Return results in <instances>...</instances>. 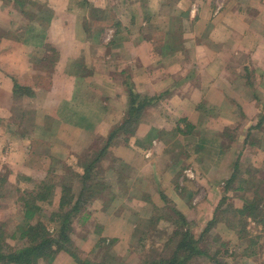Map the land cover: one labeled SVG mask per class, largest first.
Instances as JSON below:
<instances>
[{"label":"crops","instance_id":"obj_1","mask_svg":"<svg viewBox=\"0 0 264 264\" xmlns=\"http://www.w3.org/2000/svg\"><path fill=\"white\" fill-rule=\"evenodd\" d=\"M30 1L23 16L0 0V57L8 64L0 70V169L10 177L42 181L88 147L101 150L122 123L127 75L138 93L159 98L126 143L107 150L114 165L104 178L114 175V185L102 187L94 210L148 206L153 188L144 181L158 175L180 210L174 177L189 164L204 178L219 174V160L243 153L264 114V0ZM87 5L103 12L100 32L84 31ZM44 49L58 55L53 68ZM78 65L89 77L70 78ZM13 80L33 98L16 99ZM25 99L33 107L22 119L16 109Z\"/></svg>","mask_w":264,"mask_h":264},{"label":"rangeland","instance_id":"obj_2","mask_svg":"<svg viewBox=\"0 0 264 264\" xmlns=\"http://www.w3.org/2000/svg\"><path fill=\"white\" fill-rule=\"evenodd\" d=\"M96 29V26L92 25L91 30ZM13 57V60L17 63L20 56ZM2 59L3 57H0L1 71L8 67V64L1 61ZM9 60L13 63L10 56ZM72 68L74 70H71V79L74 78L73 76L76 73L75 67ZM46 76L50 77V75ZM86 77H89V75ZM13 84L19 85L14 80ZM22 101L21 104L24 103V105L17 104L20 106L16 110L18 111V117L26 119L30 116L29 113L32 110L33 103L28 99ZM240 132V134L237 133L239 135V146L243 142V136H245V133ZM122 139L123 137L120 136L117 142L122 143L120 141ZM225 142L227 146L229 139ZM244 146L243 153L235 152L234 161L224 162L219 160L218 164L222 168L219 174L210 172V175L207 174L204 178L200 176V170L195 169L197 164L194 166L189 164L185 168L186 172H181L179 176L174 177L171 182L172 187L174 186L177 193L180 194L178 195L180 196V200H178L180 210L177 204L169 199L168 194L162 190L165 189L167 183L164 182L166 183L164 184L159 175L154 179L142 180L153 188L152 193L146 198L149 201L148 206H142L144 204L134 202L128 206L129 209L118 208L114 210L113 208V210L105 212L94 210L91 205L100 196L99 189L105 186L108 187L110 183L114 185V175L107 174L104 178L105 174L113 169L114 164L108 161V158L103 157L99 164L91 168V175L85 183L91 186L90 189L93 194H96V197L73 219L70 233L71 245L69 246L71 252L79 259L92 264H151L161 259H167L172 254L176 243L181 239L178 234L181 231L180 229L183 231V226L178 227V218L174 213V211H177L188 222L194 237L199 240L202 239L199 246L205 252L204 257H196L189 264H215L213 260L230 264L232 262L238 264H264V224L258 222L257 225L256 222L247 218V234L241 239L236 232L237 230L229 228L223 223L224 219L232 220V224L236 227L239 226L237 227L239 229L243 222L240 223L241 216H236V209L254 203L255 199L264 198V130L257 129L250 132ZM98 147L99 145L95 146V149ZM97 151H94V147L90 149L88 147L77 157V162L71 161L69 165H60L56 170L61 177L65 173L73 175L76 193L82 188L81 176L84 173L83 164L80 162L88 163ZM232 163L238 166L236 169H232L233 172L231 168L228 171V164ZM202 165L205 167L204 164ZM231 173L235 179L226 191L224 185L229 179L226 176H231ZM3 176L5 177V183L0 188V194L2 195L0 198V213L2 216L0 222L4 225L3 236L9 243L11 231L22 220V204L19 197L24 189H27V187L29 189L33 188L34 185L29 182L25 183L24 178L21 179L22 177H10L1 168L0 177ZM241 181H245V183ZM124 186H126L125 183ZM239 187L243 190H237ZM120 188L118 186L117 190L121 196L128 195L125 192L126 190ZM59 194L60 191L57 186L52 195L51 204H41L39 215L42 219L55 211ZM107 200L108 197H106ZM50 233L54 235L51 229ZM201 235L203 238H200ZM172 237L174 241L171 243L170 239ZM13 245H15L14 241L11 243V246ZM246 249L251 251L254 249L253 253H256L257 262L252 261V258L242 257L244 251L247 252ZM210 259L213 260L210 261ZM38 264H47V262L39 261ZM53 264H75V262L68 254L60 253Z\"/></svg>","mask_w":264,"mask_h":264},{"label":"trees","instance_id":"obj_3","mask_svg":"<svg viewBox=\"0 0 264 264\" xmlns=\"http://www.w3.org/2000/svg\"><path fill=\"white\" fill-rule=\"evenodd\" d=\"M4 6L8 5L15 10L21 12L24 16H29L30 13H24L23 10L29 6H34L30 0H1ZM37 5H35L36 7ZM88 6V5H87ZM37 8H39L37 6ZM89 13L86 15L84 20V31L90 34L92 31V25L98 23L100 27L96 26V32H100L101 28H104L103 21L105 18L103 12L92 7L88 6ZM107 21V19H106ZM113 27L118 30L120 27L119 23H114ZM93 31V32H95ZM48 49V48H47ZM47 49H44V58H47V61L51 63V66L58 60V55L54 50L47 52ZM78 61V60H77ZM53 68V67H52ZM76 74L75 78H84L85 76L91 74L85 68L80 66H75ZM79 74V75H78ZM129 76L124 77L123 85L125 86L128 96H127V106L124 112V118L122 123L116 127L113 132L109 135V138L106 144L101 150H98L95 153V156L89 160L88 163L83 164V175L81 176L82 188L75 192L74 186V177L73 175L64 174L61 177L58 174L50 175L42 181H34L30 178H25L23 181L25 183H33V188H27L22 191V195L19 197V201L22 204V220L16 225L15 229L11 231L9 236V243L3 236V227L4 225L0 222V264H38L39 261H45L47 264H53L55 259L60 255V253H66L74 259L75 264H92L88 261L79 259L74 253L70 250L71 239V226L75 215L80 213L85 206L96 197V194L90 189V185L85 183L91 175V168L95 167L102 161L103 157H106L107 150L114 144L118 143L120 136L123 137V140H120L126 143L127 138L134 134L136 126L140 123V120L143 116V112L148 108L152 107L159 97H148L136 92L134 85L128 78ZM14 94L16 99L20 98H33V90L30 87L20 86L14 84ZM264 121V114L261 119L256 123L255 126L250 127V132L256 131L259 129L260 125ZM250 134V133H249ZM128 136V137H127ZM249 136V135H248ZM238 166L235 164L234 169ZM234 176V175H233ZM233 176L225 182L224 187L226 191L230 188L233 179ZM64 179V181H63ZM242 182V181H241ZM5 183V177H0V188L1 185ZM242 183H245L243 181ZM59 187V201L58 205L55 208V211L51 213L46 218H41L39 215L41 204L49 203L51 204L52 195L55 192L56 187ZM97 186V185H96ZM93 189V188H92ZM102 190V187L99 191ZM237 190H243V188H237ZM20 191V190H18ZM98 191V192H99ZM2 195L0 194V198ZM255 202L248 205H244L240 209H236V216H241V222L243 224L238 229L236 225L232 224V220L224 219V224L229 228L237 230L238 236L243 239L246 233V222L247 218H250L252 221L262 222L264 224V198L255 199ZM175 216L178 218V227L183 226V231L178 233L181 239L176 243L172 254L167 259H161L151 264H189L191 260L196 257H204L205 252L200 248L199 242L202 241L196 239L189 228V224L183 215L177 211H174ZM2 216L0 214V220ZM212 221L210 222V224ZM239 223V224H240ZM209 224V225H210ZM238 224V225H239ZM237 228V229H236ZM50 229L53 234L50 233ZM177 230V229H176ZM207 229L205 230L206 233ZM177 232V231H176ZM175 233V232H174ZM174 236V234H173ZM202 236V235H201ZM200 238H203L200 237ZM12 241L15 242V245L11 246ZM174 241L173 237L170 239L172 243ZM250 243V240H249ZM244 251L242 254L243 258L250 259L257 262V256L254 249ZM213 259H210L212 261ZM253 262V263H254ZM215 264H230L228 262L220 263L218 260H213ZM231 264H238L232 262ZM242 264V263H239Z\"/></svg>","mask_w":264,"mask_h":264},{"label":"built area","instance_id":"obj_4","mask_svg":"<svg viewBox=\"0 0 264 264\" xmlns=\"http://www.w3.org/2000/svg\"><path fill=\"white\" fill-rule=\"evenodd\" d=\"M111 35V31L108 33V37Z\"/></svg>","mask_w":264,"mask_h":264}]
</instances>
